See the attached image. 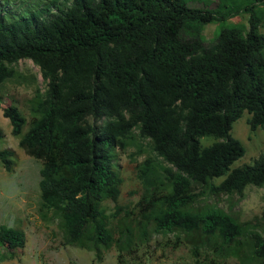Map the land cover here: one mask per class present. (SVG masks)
I'll list each match as a JSON object with an SVG mask.
<instances>
[{"label": "trees", "instance_id": "obj_1", "mask_svg": "<svg viewBox=\"0 0 264 264\" xmlns=\"http://www.w3.org/2000/svg\"><path fill=\"white\" fill-rule=\"evenodd\" d=\"M244 10L245 27H222L205 43L182 36L183 22L223 15L186 0H0V84L17 75L11 64L20 58L46 79L26 115L13 104L2 115L18 146L40 161V206L64 244L100 259L111 246L127 253L153 232L171 233L161 249L183 251L189 264H264V210L251 223L196 202L201 193L264 185V154L229 168L244 152L232 123L246 112L249 131L264 126V34L252 5ZM87 117L104 122L96 127ZM134 128L169 166L148 157L135 165L142 190L132 220L115 203L113 149ZM203 136L214 141L201 146ZM13 155L0 147L7 172ZM23 244L22 230L0 226V246ZM11 257L0 250V261Z\"/></svg>", "mask_w": 264, "mask_h": 264}, {"label": "rangeland", "instance_id": "obj_2", "mask_svg": "<svg viewBox=\"0 0 264 264\" xmlns=\"http://www.w3.org/2000/svg\"><path fill=\"white\" fill-rule=\"evenodd\" d=\"M189 6L204 7L218 11L223 15L220 22H200L187 19L181 26V35L189 37L199 35L205 43L214 40L218 31L225 26L237 25L245 27L248 13L244 7L252 5L259 18L258 30L264 34V0H186ZM225 5V7H224ZM228 7V8H227ZM264 54V49H263ZM16 76L0 84V129L3 133L0 147L13 150V167L7 172L0 167V226L18 228L24 233V244L21 248L0 246V250H8L11 258L0 261V264H189V259L181 250L161 244L172 234L161 235L153 232L146 243H136L127 253L118 252L111 246L104 250L100 259H96L90 250L64 244L56 225V219L49 211L41 209L38 189V170L40 161L24 153L18 146L17 138L10 133L8 119L2 111L9 105H16L21 112L27 114L28 99L35 93L43 94L46 79L41 75L39 67L28 58H20L11 64ZM248 114L243 112L231 125L230 135L242 144V156L234 160L229 168L250 164L259 154H264V126L249 131L246 124ZM89 124L100 126L104 120L86 118ZM201 146L214 141L212 137L198 138ZM146 157L158 167L169 166L150 148L148 139L131 130L123 139V146L113 149V161L116 165L121 184L116 204L131 212V219L137 217L135 204L142 190L141 183L135 175V165ZM222 177L214 178L218 183ZM203 191L198 185H192V192ZM196 202L217 207L239 221L254 223L261 221L264 210V185H246L240 193L216 195L201 193ZM107 212L113 210V202L103 201Z\"/></svg>", "mask_w": 264, "mask_h": 264}]
</instances>
